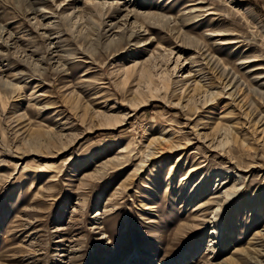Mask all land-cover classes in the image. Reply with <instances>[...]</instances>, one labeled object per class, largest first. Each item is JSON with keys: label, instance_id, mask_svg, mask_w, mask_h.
<instances>
[{"label": "rangeland", "instance_id": "1", "mask_svg": "<svg viewBox=\"0 0 264 264\" xmlns=\"http://www.w3.org/2000/svg\"><path fill=\"white\" fill-rule=\"evenodd\" d=\"M0 264H264V0H0Z\"/></svg>", "mask_w": 264, "mask_h": 264}]
</instances>
